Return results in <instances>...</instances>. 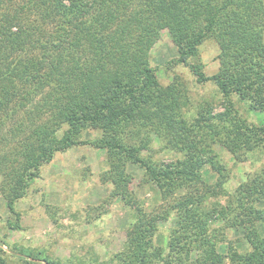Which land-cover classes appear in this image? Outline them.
Instances as JSON below:
<instances>
[{
    "label": "trees",
    "instance_id": "16d2710c",
    "mask_svg": "<svg viewBox=\"0 0 264 264\" xmlns=\"http://www.w3.org/2000/svg\"><path fill=\"white\" fill-rule=\"evenodd\" d=\"M163 29L176 63L197 83L215 85L229 105L224 112L213 115L207 105L191 122L182 117L184 83L175 77L162 86L150 66ZM209 40L219 67L206 76L192 61ZM232 98L249 112L264 110V0H0V197L16 217L6 227L19 229L14 204L42 166L77 145L104 151L107 201L133 209L120 251L104 261L93 253L62 261L14 244V264H264V168L228 193V171L212 149L224 148L236 163L264 159V124H249ZM85 130L101 136L80 141ZM160 151L179 157L154 160ZM128 164L143 171L140 183L155 186L167 210L148 213L136 201ZM220 196L223 203L210 201ZM170 217L176 225L156 245L159 221ZM229 230L241 232L244 250L228 240ZM1 241L0 264H9Z\"/></svg>",
    "mask_w": 264,
    "mask_h": 264
},
{
    "label": "rangeland",
    "instance_id": "374dc122",
    "mask_svg": "<svg viewBox=\"0 0 264 264\" xmlns=\"http://www.w3.org/2000/svg\"><path fill=\"white\" fill-rule=\"evenodd\" d=\"M217 54L218 49L213 41H206L199 48L197 60L194 59L192 63L197 64L206 76H211L218 71ZM177 58L178 53L168 31L161 30L149 52L150 66L154 68L160 85H169L175 77L184 83L189 106L182 110V117L191 122L207 105L211 107L213 115L224 112L229 105L215 85L212 82L197 83L188 67L176 63ZM231 102L249 124H264V110L249 112L235 99L232 98ZM100 136L99 130H85L79 140L94 141ZM212 149L228 171L229 178L224 186L228 193L232 194L238 185L247 180L248 175L264 168V159L259 154L248 155L246 161L236 163L224 148L216 145ZM154 150H159L157 142H154ZM178 157V154L168 151L153 154L154 160L166 163ZM107 170L104 151L91 145H77L56 153L50 163L42 166L40 177L30 184L27 195L14 204V210L19 214V229L9 230L6 227V218L15 221L16 217L7 214L0 197V240L6 242L2 244V250L7 254L8 263H15L10 251V245L14 244L43 248L50 258L62 261L71 259L73 263L80 258H90L92 253L101 262L120 251L125 234L133 222V209L117 199L107 201L111 185L101 182V175ZM202 172L206 183L213 185L215 173L207 166ZM124 173L131 177L129 188L146 212L156 214L169 208L170 203L161 199L155 186L140 183L143 176L141 169L128 164ZM224 199L220 196L210 201L223 203ZM175 222L173 217L159 221L156 245L164 244L167 230L175 226ZM226 232L228 240H237L235 244L239 250L245 249L240 231ZM219 251L224 254L226 247L221 245Z\"/></svg>",
    "mask_w": 264,
    "mask_h": 264
}]
</instances>
